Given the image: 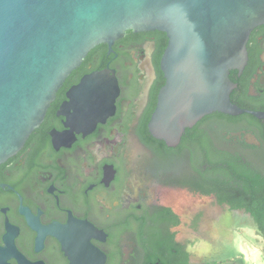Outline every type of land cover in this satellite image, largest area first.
Masks as SVG:
<instances>
[{"label":"flooded vegetation","instance_id":"obj_1","mask_svg":"<svg viewBox=\"0 0 264 264\" xmlns=\"http://www.w3.org/2000/svg\"><path fill=\"white\" fill-rule=\"evenodd\" d=\"M167 46L160 31H128L112 45L97 46L59 90L41 127L0 166V264L94 262L86 241L106 256L105 264H162L190 251L205 216L197 209L183 217L167 194L229 209L218 203L225 189L215 176L209 184L205 173L214 175L221 155L263 164L258 135L264 120L213 113L188 129L179 146L164 149L149 123L166 84L161 62ZM248 51L244 72H231L237 85L231 101L264 112V25L252 32ZM105 70L119 85L114 114L91 132H74V140L54 139L52 133L70 130L59 115L68 92L84 76Z\"/></svg>","mask_w":264,"mask_h":264},{"label":"water","instance_id":"obj_2","mask_svg":"<svg viewBox=\"0 0 264 264\" xmlns=\"http://www.w3.org/2000/svg\"><path fill=\"white\" fill-rule=\"evenodd\" d=\"M264 25V0H0V166L38 130L71 74L102 44L112 45L128 31H160L168 46L161 62L166 84L149 123L150 134L168 147L204 117L251 115L231 101L249 62L252 32ZM67 94L59 115L66 133L91 132L115 111L119 95L113 72L96 71ZM249 143H260L248 136ZM94 231V230H92ZM87 256H106L86 241Z\"/></svg>","mask_w":264,"mask_h":264},{"label":"rangeland","instance_id":"obj_3","mask_svg":"<svg viewBox=\"0 0 264 264\" xmlns=\"http://www.w3.org/2000/svg\"><path fill=\"white\" fill-rule=\"evenodd\" d=\"M165 198L183 217L197 209L205 215L199 225V237L188 246L191 264H264V236L258 234L249 215L222 209L207 198L181 193L167 194ZM185 234L189 238L192 235L189 231Z\"/></svg>","mask_w":264,"mask_h":264},{"label":"trees","instance_id":"obj_4","mask_svg":"<svg viewBox=\"0 0 264 264\" xmlns=\"http://www.w3.org/2000/svg\"><path fill=\"white\" fill-rule=\"evenodd\" d=\"M245 94L244 89L242 90ZM236 104V103H235ZM238 104V103H237ZM236 104V105H237ZM243 109L255 110L248 108L243 104H238ZM223 117L231 118L227 115L219 114ZM249 120L251 123H258V120L251 115H242L237 117V120ZM261 135H258L260 141L264 145V124L259 126ZM164 149L167 146L161 142ZM263 164L253 165L250 162H242V158L238 154L232 156H220L221 165L215 169L214 175L212 172L205 173L207 181L211 184L212 177L220 182L221 188H224V193L220 194L218 203L221 206H227L233 212L242 211L249 215L258 230V234L264 236V152L258 157ZM202 168H199V172ZM201 184L199 185V187ZM202 187V186H201ZM200 187V188H201ZM230 191V197L228 195ZM172 245V243H171ZM159 260H152L157 262ZM162 264H191V254L188 251L180 253V257L172 256ZM226 262L218 263H203V264H227Z\"/></svg>","mask_w":264,"mask_h":264}]
</instances>
